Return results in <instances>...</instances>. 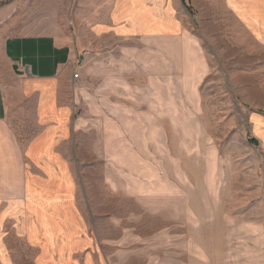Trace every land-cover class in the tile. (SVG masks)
<instances>
[{"label": "rangeland", "instance_id": "rangeland-1", "mask_svg": "<svg viewBox=\"0 0 264 264\" xmlns=\"http://www.w3.org/2000/svg\"><path fill=\"white\" fill-rule=\"evenodd\" d=\"M100 1L0 0V42L48 34L85 49ZM213 1L202 19L187 7L210 64L200 95H76L77 253L37 259V242L0 226V264H264V45ZM85 69L73 71L84 84ZM22 108L20 140L35 132L32 103Z\"/></svg>", "mask_w": 264, "mask_h": 264}, {"label": "crops", "instance_id": "crops-1", "mask_svg": "<svg viewBox=\"0 0 264 264\" xmlns=\"http://www.w3.org/2000/svg\"><path fill=\"white\" fill-rule=\"evenodd\" d=\"M224 1L234 25L264 45V0ZM100 2L108 6L102 23L89 28L85 49L78 38L68 44L48 34L6 35L0 42V226L24 243L30 236L40 260L77 253L71 247L80 224L79 174L72 167L81 147L76 95H200L210 70L192 11L206 18L213 0ZM258 10L255 22L248 14ZM84 60L85 84L79 73L73 78ZM27 101L35 132L20 140L12 121ZM117 128L113 138L124 146L126 128ZM104 138L111 139L110 131ZM39 212L51 220L45 231Z\"/></svg>", "mask_w": 264, "mask_h": 264}, {"label": "built area", "instance_id": "built-area-1", "mask_svg": "<svg viewBox=\"0 0 264 264\" xmlns=\"http://www.w3.org/2000/svg\"><path fill=\"white\" fill-rule=\"evenodd\" d=\"M77 77H78V74L75 73V74L73 75V78L76 79Z\"/></svg>", "mask_w": 264, "mask_h": 264}, {"label": "trees", "instance_id": "trees-1", "mask_svg": "<svg viewBox=\"0 0 264 264\" xmlns=\"http://www.w3.org/2000/svg\"><path fill=\"white\" fill-rule=\"evenodd\" d=\"M184 3H185V0H184Z\"/></svg>", "mask_w": 264, "mask_h": 264}]
</instances>
